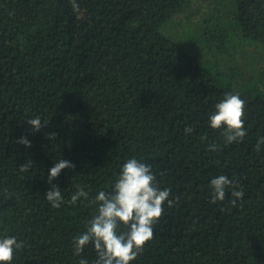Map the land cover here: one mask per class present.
Instances as JSON below:
<instances>
[{"label": "trees", "instance_id": "1", "mask_svg": "<svg viewBox=\"0 0 264 264\" xmlns=\"http://www.w3.org/2000/svg\"><path fill=\"white\" fill-rule=\"evenodd\" d=\"M76 3L0 0V239L24 244L11 264H95L73 241L132 158L174 203L130 264H264V0ZM226 94L245 104L239 143L209 126ZM61 159L75 167L52 182L53 208ZM220 175L243 192L235 206L231 187L211 202ZM78 186L88 199L72 204Z\"/></svg>", "mask_w": 264, "mask_h": 264}, {"label": "clouds", "instance_id": "2", "mask_svg": "<svg viewBox=\"0 0 264 264\" xmlns=\"http://www.w3.org/2000/svg\"><path fill=\"white\" fill-rule=\"evenodd\" d=\"M74 12L79 11L76 0H71ZM244 101L239 95L226 94L224 99L216 104L215 112L209 117V126L212 129L224 127L222 135L226 143L241 142L246 136L244 125ZM28 124L34 132L40 131L44 125L39 117L30 119ZM192 131L185 128V133ZM49 137L55 139V134ZM16 143L30 148L31 143L26 137H21ZM264 144V138L257 142L256 150ZM215 151V146H210ZM32 161L20 166L21 172H26L31 167ZM75 165L68 160L61 159L49 169L47 176L51 189L45 194L47 201L53 208H59L64 200L61 189L52 184L59 177L62 170L74 169ZM212 203L224 201L226 189L233 188L232 206L237 200L242 199L243 192L236 189L233 180L225 175L212 179ZM88 193L78 186L77 191L71 196L70 202L75 204L83 198L88 199ZM170 189L161 190L156 183L151 166L129 159L121 168L120 175L116 178L111 193L100 191L91 203L98 204L97 214L89 222L87 230L73 241L74 254L80 256L88 245L96 251L95 264H130L136 260L144 245L153 237V225L160 219L163 208L167 202L172 207L173 201L169 199ZM121 226L125 230H120ZM24 247L23 242H18L15 237L0 239V264H11L15 251ZM78 264H88L86 259H80Z\"/></svg>", "mask_w": 264, "mask_h": 264}]
</instances>
